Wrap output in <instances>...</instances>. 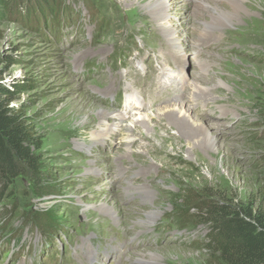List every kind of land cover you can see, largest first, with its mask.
Segmentation results:
<instances>
[{"label": "rangeland", "instance_id": "rangeland-1", "mask_svg": "<svg viewBox=\"0 0 264 264\" xmlns=\"http://www.w3.org/2000/svg\"><path fill=\"white\" fill-rule=\"evenodd\" d=\"M146 2L0 0V87H28L11 106L42 141L41 176L0 181V264H209L199 202L262 204L264 0L206 26L193 3L166 0L159 21ZM205 27L213 44L197 54ZM171 112L215 145L165 144L154 127ZM104 126L110 137L79 144Z\"/></svg>", "mask_w": 264, "mask_h": 264}, {"label": "trees", "instance_id": "trees-1", "mask_svg": "<svg viewBox=\"0 0 264 264\" xmlns=\"http://www.w3.org/2000/svg\"><path fill=\"white\" fill-rule=\"evenodd\" d=\"M28 87H0V181L30 172L41 176L42 141L20 108L11 106ZM195 218L210 225L209 264H264V190L258 207L201 200Z\"/></svg>", "mask_w": 264, "mask_h": 264}, {"label": "bare ground", "instance_id": "bare-ground-1", "mask_svg": "<svg viewBox=\"0 0 264 264\" xmlns=\"http://www.w3.org/2000/svg\"><path fill=\"white\" fill-rule=\"evenodd\" d=\"M212 1L214 3L212 2L213 4L210 5L211 2H209L208 0H182V2L185 3V4H187V3L188 4L189 3L195 4L194 5L195 6V13H197V15L200 16L199 21L203 22V24L205 26L207 24H210V23L211 24L215 23V24H218V25L219 24H223L224 25V22L233 20L234 18H236V16L239 15L240 12L245 11V6H244L242 0H212ZM143 8H144V11L147 14H150L152 17L156 18L159 21H165L166 18H167L168 5H167L166 0H147V2L145 3ZM204 17H206L207 20ZM220 26H222V25H220ZM161 27L165 31V33L168 35L167 39L173 44L172 47L175 50H178L177 42H178V38L179 37L175 35V32L172 29H170V28H168L166 26V23L161 25ZM209 28H211V27H209ZM208 31H209L208 27H205V28H197L195 30V32H194V34L196 35L195 36L196 39L194 41L193 46H194L197 54H199L201 52L202 47H205L206 45L213 44V43L209 42V40H211V37L208 34L209 33ZM217 36H219V35L217 34ZM181 51H183V50H181ZM176 59H177V57H176ZM157 100H159V99H157ZM179 114H181V112H179V113L171 112V113L166 114L164 119L160 118L159 120H157V123L155 124V127H154L155 135L156 136L159 135L160 131L163 130L165 135L162 137L161 140L165 144L166 143H171V145H173L174 147L179 146L180 149L183 148V139H186L187 141H189L190 139H193L195 137L198 138V137H201V136H202L201 139L197 143L195 142L196 144H195V147H193V149H201V148H203L205 146H210V145L213 146V145H215V143L217 142V138L218 137L216 138V136L211 133V129L208 128L205 123L197 122L198 124L196 123V125H195L194 123H191L188 120L189 117H184V116L181 117V116H179ZM108 117H109V115L106 114L103 111L102 112V120H101L102 123H104L107 120ZM125 119H126V115L125 116L123 115V116H120L119 118H116V120H125ZM167 122H168V126H164V124L167 123ZM175 125L179 126V131H178L180 133L179 137L176 136V135L171 134V130L174 129ZM118 128H119V126H118V124H116L115 129H118ZM115 129L108 130L107 127L104 126L102 128V130L100 131L99 135L98 134H96V135L93 134L92 135V137H91L92 138V145L87 146L83 142H80L79 144H82L83 147H85L88 151H90V149H92L93 146L98 145L99 143H101L102 140L104 138H106V136L111 135V132L114 131ZM135 133H138L140 138L142 137L143 139H146L147 143L152 148H154L155 150L163 151V149H161L159 147H156L155 145L152 146L151 145L152 140L149 139L140 130H139V132H135ZM129 142L133 143L135 141H129ZM180 149L178 148V150H180ZM131 155L136 156V154H134L133 152L131 153ZM151 167L154 168V165L151 166ZM117 169H119V168H117ZM146 174H147V172H142V173L140 172V173L137 174V176H140L142 178ZM143 189L148 194L150 193L149 190H148V186H146V184H145V186H143ZM151 214L152 215L148 216L149 222H150L151 218L154 217V215L156 213H151ZM143 223H145V222H143ZM148 223H146V224H148ZM153 256H155V255H153Z\"/></svg>", "mask_w": 264, "mask_h": 264}]
</instances>
